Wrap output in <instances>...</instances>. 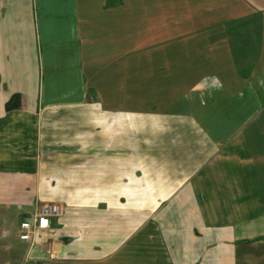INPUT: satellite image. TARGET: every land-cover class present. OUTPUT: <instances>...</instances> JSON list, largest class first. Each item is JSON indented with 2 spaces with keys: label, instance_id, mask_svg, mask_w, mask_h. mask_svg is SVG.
<instances>
[{
  "label": "crops",
  "instance_id": "crops-1",
  "mask_svg": "<svg viewBox=\"0 0 264 264\" xmlns=\"http://www.w3.org/2000/svg\"><path fill=\"white\" fill-rule=\"evenodd\" d=\"M166 1L164 42L212 68L188 87L185 55L85 54L89 0H0V264H264V0ZM42 203L51 259L20 237Z\"/></svg>",
  "mask_w": 264,
  "mask_h": 264
},
{
  "label": "rangeland",
  "instance_id": "rangeland-1",
  "mask_svg": "<svg viewBox=\"0 0 264 264\" xmlns=\"http://www.w3.org/2000/svg\"><path fill=\"white\" fill-rule=\"evenodd\" d=\"M197 1L198 0H170L175 7H178L180 4L181 7L190 9H186L185 13L187 16L191 17L194 5ZM166 2V0H89L90 32L99 26H105L104 29L108 28V30L103 31V34L97 32L95 38H93V36L90 38L94 41L96 39L99 40V37L104 38L106 44L93 43V45H91V43H89L88 46H86L85 54H92L95 59H97V57L99 58V54H117L115 57L107 59L110 61L109 64H111L113 68H115L114 66H121V68H123L133 65L139 68H146V63L151 62L150 57L153 54L185 55L187 58L185 60H177L171 55L170 68L171 70L173 69L172 72L175 73L173 77L178 82L177 84L181 87H188L193 83L192 81L198 77V73H194L196 63L201 67L200 73L211 71L212 68H209L210 64H207L205 60L200 61V58L197 56L192 58V54H195L193 42H164L165 37L160 36V30L162 29V31L164 30V33H166L165 28L167 26L163 27L164 23L162 20H164L165 17L161 8L165 7ZM86 7L88 6L85 4L84 10H82L85 11ZM109 9L112 11L114 9V13L110 12ZM169 13L172 16L176 14L177 11ZM113 15H115L114 21L106 23L107 19H113ZM150 22H153L155 25H150ZM168 34L171 40L176 38L177 28H168ZM141 63L144 64L143 67ZM90 65L91 64L87 65L88 69ZM93 77L89 80L93 81ZM96 85L100 86L98 83ZM122 87L125 88L124 85H122ZM187 90L188 89L184 91ZM184 91L168 92V94L171 97H175L177 94L183 93ZM121 94L122 98H125L128 92L122 91ZM140 99L141 98L138 100L141 102L142 99Z\"/></svg>",
  "mask_w": 264,
  "mask_h": 264
},
{
  "label": "built area",
  "instance_id": "built-area-1",
  "mask_svg": "<svg viewBox=\"0 0 264 264\" xmlns=\"http://www.w3.org/2000/svg\"><path fill=\"white\" fill-rule=\"evenodd\" d=\"M64 214V208L60 203H42L37 214L29 217L20 224V237L24 240L32 241V244L37 243L40 248L47 253V258H55L56 254L53 250L52 242L49 240L36 241V236L39 231L49 230L52 227L54 219L60 218ZM34 238V239H33ZM29 261V260H27ZM34 264H43L36 260Z\"/></svg>",
  "mask_w": 264,
  "mask_h": 264
},
{
  "label": "trees",
  "instance_id": "trees-1",
  "mask_svg": "<svg viewBox=\"0 0 264 264\" xmlns=\"http://www.w3.org/2000/svg\"><path fill=\"white\" fill-rule=\"evenodd\" d=\"M21 107V95L15 94L6 102V109L12 110Z\"/></svg>",
  "mask_w": 264,
  "mask_h": 264
}]
</instances>
